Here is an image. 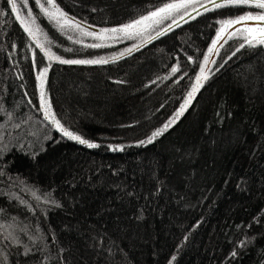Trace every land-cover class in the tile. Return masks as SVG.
<instances>
[{
	"label": "trees",
	"instance_id": "obj_1",
	"mask_svg": "<svg viewBox=\"0 0 264 264\" xmlns=\"http://www.w3.org/2000/svg\"><path fill=\"white\" fill-rule=\"evenodd\" d=\"M181 1L53 0L95 28ZM247 9L216 0L80 64L49 60L0 0V264H264V44L226 40L197 86L220 21Z\"/></svg>",
	"mask_w": 264,
	"mask_h": 264
},
{
	"label": "rangeland",
	"instance_id": "obj_2",
	"mask_svg": "<svg viewBox=\"0 0 264 264\" xmlns=\"http://www.w3.org/2000/svg\"><path fill=\"white\" fill-rule=\"evenodd\" d=\"M215 1L185 0L173 3L139 21L114 28L84 25L65 15L53 0H13V5L19 22L49 60L63 63L105 64L135 50L168 27L195 15L203 6L214 4ZM226 1L248 6L249 9L220 21L217 35L205 56L197 86L209 75L215 55L226 40L243 38L254 44H264V0ZM41 12L55 28V32L57 31L56 34L59 35L57 40L48 35L39 23L37 13ZM46 74L47 68L38 72L41 104L47 118L55 122V115L45 91ZM191 100L192 94L171 122H175L185 112Z\"/></svg>",
	"mask_w": 264,
	"mask_h": 264
},
{
	"label": "water",
	"instance_id": "obj_3",
	"mask_svg": "<svg viewBox=\"0 0 264 264\" xmlns=\"http://www.w3.org/2000/svg\"><path fill=\"white\" fill-rule=\"evenodd\" d=\"M219 3V2H218Z\"/></svg>",
	"mask_w": 264,
	"mask_h": 264
}]
</instances>
